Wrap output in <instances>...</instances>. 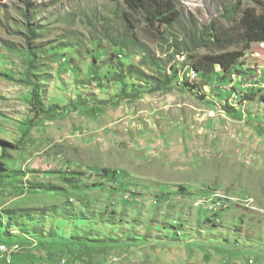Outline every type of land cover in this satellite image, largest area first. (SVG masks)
Instances as JSON below:
<instances>
[{"label": "rangeland", "instance_id": "374dc122", "mask_svg": "<svg viewBox=\"0 0 264 264\" xmlns=\"http://www.w3.org/2000/svg\"><path fill=\"white\" fill-rule=\"evenodd\" d=\"M175 1L180 25L153 30L128 14L127 36L178 80L156 93L129 80L138 98L104 107L122 93L113 80L120 63L165 79L143 64L142 49L113 55L129 25L122 0H0V73H26L27 29L37 30L33 73L46 107L80 105L43 117L18 145L31 89L0 77V142L19 146L11 154L24 173L18 189L0 191V210L41 212L34 246L15 230L2 237L5 220L0 264H264V44L223 81L194 78L179 49L191 30L225 25L227 8L253 4Z\"/></svg>", "mask_w": 264, "mask_h": 264}, {"label": "trees", "instance_id": "16d2710c", "mask_svg": "<svg viewBox=\"0 0 264 264\" xmlns=\"http://www.w3.org/2000/svg\"><path fill=\"white\" fill-rule=\"evenodd\" d=\"M30 2L31 0H26ZM123 5L126 8L124 13L125 20L129 23L127 31L122 39H114L117 52L113 55L116 58L122 59L121 53L124 50L132 51L133 49H142V54L145 56L143 64L151 63L157 66L160 74L164 76V80L160 81L155 77L148 75L141 68L135 66H125L120 63L114 67V82L122 86V93L117 97L116 102H104L105 106L114 105L120 106L123 103L132 102L138 98L139 91L135 89L129 91V80H135L143 84L151 85L150 93L162 92L167 87L174 84L178 80L179 71L172 67L169 69L171 75H167L168 69L161 68L158 61L153 58L151 51L144 45H140L135 37L127 36L130 31L131 21L129 15H135L143 21V23L150 29H173L180 25L182 18L181 11L178 3L175 0H122ZM247 2L253 4L245 9H241L237 4L231 8L226 9L224 20L226 24L212 22L209 26L199 31L193 29L190 32L189 41L181 43L179 46L181 50L186 53V61L191 71L197 73L199 76L208 79H217L218 81L225 80L228 76L234 75L242 71L238 70V67L242 65L241 61L246 57L247 52L250 51L254 44H264V0H247ZM28 33V49L24 53L27 57V71L24 75H19L18 78L9 74L0 73V77L14 80L17 83L27 85L31 89L30 94V112L27 121L23 123L22 138L18 141V145H24L29 138V133L45 116H51L57 114L60 117H64L74 112L80 111V105H73L61 110L59 107L54 106L47 108L42 97L40 85L37 81L36 75L33 70L39 59L38 53L41 51L32 50L31 43L40 36V32L33 29H27ZM16 51L14 47L11 48ZM209 50L215 53L201 55L199 50ZM234 49V51H231ZM18 51V50H17ZM221 71L218 73L217 69ZM184 81V77L182 78ZM186 81V80H185ZM185 85H189L186 81ZM138 89L141 87H137ZM248 98V97H247ZM85 108H88L85 106ZM18 145H12L6 142H0L1 154H0V191L6 187H12L14 189L19 188V184L22 182L24 173L17 168H14L15 159L11 152H19ZM104 174H109L108 171H104ZM57 187L54 185H37L34 191H47L55 192ZM184 190L183 187L179 188V192ZM55 209V208H54ZM57 214L56 210H53ZM39 210L29 209H9L6 211L0 210V233L1 228H5L4 224L7 221L8 227L2 231V237L14 236L10 230H15L19 234H22V238L25 239L26 245L34 246L29 243V239L37 235L36 226L40 217ZM65 221H74L70 219V216L64 215ZM6 220V221H5ZM30 224H36L34 227H30ZM31 236L30 238H28ZM54 236V233H49L48 237ZM21 237V236H17ZM44 236H39L42 238ZM15 238V237H14ZM38 238V239H39Z\"/></svg>", "mask_w": 264, "mask_h": 264}, {"label": "bare ground", "instance_id": "6f19581e", "mask_svg": "<svg viewBox=\"0 0 264 264\" xmlns=\"http://www.w3.org/2000/svg\"><path fill=\"white\" fill-rule=\"evenodd\" d=\"M196 76H198V74L196 73V75H195V77L194 78H196Z\"/></svg>", "mask_w": 264, "mask_h": 264}, {"label": "built area", "instance_id": "2783aa9c", "mask_svg": "<svg viewBox=\"0 0 264 264\" xmlns=\"http://www.w3.org/2000/svg\"><path fill=\"white\" fill-rule=\"evenodd\" d=\"M198 77H199V75H198ZM198 77H196V78H198Z\"/></svg>", "mask_w": 264, "mask_h": 264}]
</instances>
